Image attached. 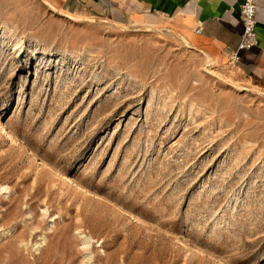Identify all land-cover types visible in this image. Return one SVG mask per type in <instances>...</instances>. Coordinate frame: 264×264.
Masks as SVG:
<instances>
[{"label": "rangeland", "instance_id": "374dc122", "mask_svg": "<svg viewBox=\"0 0 264 264\" xmlns=\"http://www.w3.org/2000/svg\"><path fill=\"white\" fill-rule=\"evenodd\" d=\"M62 12L0 0V264H264V88Z\"/></svg>", "mask_w": 264, "mask_h": 264}, {"label": "crops", "instance_id": "0c3cea01", "mask_svg": "<svg viewBox=\"0 0 264 264\" xmlns=\"http://www.w3.org/2000/svg\"><path fill=\"white\" fill-rule=\"evenodd\" d=\"M241 0H56L60 10L75 16L113 20L126 25H169L191 34L194 49L233 66L236 74L264 88V0L255 2V43L238 52ZM89 19V18H88ZM199 28L196 33L195 29Z\"/></svg>", "mask_w": 264, "mask_h": 264}, {"label": "built area", "instance_id": "2783aa9c", "mask_svg": "<svg viewBox=\"0 0 264 264\" xmlns=\"http://www.w3.org/2000/svg\"><path fill=\"white\" fill-rule=\"evenodd\" d=\"M257 0H241L238 6L241 32L239 35V41L234 51L230 53L229 63H233L238 59V52L246 50L252 47L255 43V2ZM199 28L195 29V32H199Z\"/></svg>", "mask_w": 264, "mask_h": 264}, {"label": "bare ground", "instance_id": "6f19581e", "mask_svg": "<svg viewBox=\"0 0 264 264\" xmlns=\"http://www.w3.org/2000/svg\"><path fill=\"white\" fill-rule=\"evenodd\" d=\"M61 15L64 16V17H65V16H66V17L68 16L67 14H65V13H63V12H62ZM71 18H72V17H71ZM72 19H73V18H72ZM41 165H43V163H42ZM43 167H45V165H44ZM140 221H141V220H140ZM87 258H88V261H89V260H90V257H87ZM86 261H87V260H86ZM84 262H85V261H84ZM83 264H87V263H83Z\"/></svg>", "mask_w": 264, "mask_h": 264}]
</instances>
